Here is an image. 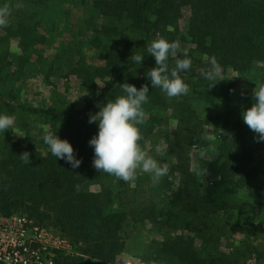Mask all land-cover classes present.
<instances>
[{
	"label": "trees",
	"instance_id": "1",
	"mask_svg": "<svg viewBox=\"0 0 264 264\" xmlns=\"http://www.w3.org/2000/svg\"><path fill=\"white\" fill-rule=\"evenodd\" d=\"M5 3L13 6L15 20L4 31L16 39L19 53L8 76L0 62V114L19 122L16 130L0 134V214L25 213L58 230L71 251L55 249L53 264H117L133 229L145 220L174 232L139 239L133 252L137 264L252 263L246 259L263 264L264 248L250 240L264 229V141L257 142L242 113L254 103L247 105L255 86L264 83V0H0V6ZM72 3L80 8V24L69 43L78 34L81 47L60 43L47 52L52 14L60 17ZM157 36L178 43V58L184 53L191 58V68L180 73L191 89L187 95L169 98L152 88L147 74L155 58L146 49ZM86 50L99 61H86ZM135 54L144 55L140 65L131 58ZM212 58L219 75L210 87L203 73L213 68ZM33 62L45 79L48 71L73 73L85 89L81 105L20 100L15 91ZM168 62L174 66L171 56ZM236 80L244 84V99L236 93ZM123 83L149 87L139 143L159 163L166 151L159 155L145 141L166 117L183 130L186 146L201 144L203 156L183 167L177 179L168 173L154 186L150 174L138 171L137 179L126 183L93 167L88 141L98 133V122L89 123V115L126 95ZM48 131L72 145L81 160L78 168L51 154L43 141ZM24 151L29 164L19 158ZM144 181L146 196L140 200L138 185ZM208 221L231 227L214 232ZM228 230L244 235L230 252L217 251L215 244L231 235Z\"/></svg>",
	"mask_w": 264,
	"mask_h": 264
},
{
	"label": "clouds",
	"instance_id": "2",
	"mask_svg": "<svg viewBox=\"0 0 264 264\" xmlns=\"http://www.w3.org/2000/svg\"><path fill=\"white\" fill-rule=\"evenodd\" d=\"M12 13V5L5 3L0 6V28L9 26ZM178 47L177 42H169L157 36L146 49L147 54L155 58V67L147 74L151 86L160 88L169 98L187 95L191 90L180 73L191 68L192 60L187 53L183 54V58H178ZM170 56L174 58V66L171 67L168 62ZM143 57L142 54L131 56L139 65ZM212 64L213 68L203 73L205 79L212 81L210 87L217 82L216 77L219 75L215 58H212ZM121 87L126 95L108 100L99 106L98 112L89 115V123L98 122V133L88 141L94 149L92 165L99 173H107L126 183L134 182L138 171L150 174L151 182L156 186L161 178L168 175L170 169L144 151L139 143L143 139L139 126L146 122L143 105L148 102L149 87L144 84L137 89L129 83H123ZM252 95L254 103L242 113V118L256 134L257 142H261L264 141V83L256 85ZM14 125L13 115L0 114V134L8 129L13 131ZM43 141L56 159L65 160L73 169L80 166L81 160L76 158L72 145L66 139L59 138L56 132H46ZM161 144L164 145L165 142L161 141ZM165 151L166 146L157 149L159 155H163ZM29 156L30 153L24 151L19 158L29 164Z\"/></svg>",
	"mask_w": 264,
	"mask_h": 264
},
{
	"label": "rangeland",
	"instance_id": "3",
	"mask_svg": "<svg viewBox=\"0 0 264 264\" xmlns=\"http://www.w3.org/2000/svg\"><path fill=\"white\" fill-rule=\"evenodd\" d=\"M79 14L80 8H78L76 3L69 4L64 14H62L60 17L52 14L54 16L55 23L53 26V31H51L52 36L50 37V42H47L48 45L45 46L47 52L52 50V46L60 43H68V45L73 44L75 48L81 47V40L78 38V34H76V38H74L75 41L73 43H69V37L77 30V24H80L78 20ZM14 20V17L11 16L10 21L14 23ZM183 21L184 18L182 20L180 19L179 25H182ZM57 28L62 29L58 30ZM16 44V39L13 37H9L7 35V32L4 31V28H0V62L3 63L4 70H6L7 76V72L9 71V69L14 70L17 65V55L19 53V49ZM85 52L86 61H99V57L94 54L93 50H86ZM34 58V56H31L30 60L33 61ZM42 74L43 73L40 71V68L35 65L34 62L28 67V69H25L24 81L22 82V85L18 86V91H15V94L17 93L20 100H24L30 104H49L50 102L57 101V99H63L64 101H66L64 105H81V98H83V92L85 89H80L77 79L73 73L64 71V73L62 74V71H56L54 74H52L51 71H48V77L46 79L44 78V76H42ZM230 77L232 79H235V77H233L232 75ZM15 84H17V82ZM236 87V93H240L239 99L246 98L247 94H244L242 92V90H245L244 84L240 80L237 81ZM248 100L249 103L247 105L250 106V104H252L251 102H254V98L251 97ZM16 122L19 121H15L13 130H16L17 128ZM176 125L177 124L175 119L166 117V119H164L162 123H157V125L154 126V128L152 129V133L149 135L150 140L148 141V139H146L145 141L146 146L153 145L156 148H164L166 146V155H163L165 159L162 160L161 164H166L169 167L170 178H172L173 175L174 179H177L183 167L189 169L188 167L194 166L196 164L195 162L199 160V157H202L204 154L200 151L201 144L198 145V141H194L188 146L185 145V137L182 135L184 132L182 129L179 130ZM174 128H176L177 135L174 132ZM7 132H12V130L8 129L6 133ZM161 141H164L165 144L162 145ZM262 152L263 151H259L258 155L261 156ZM138 186H141L143 188L141 192H138V199H140L141 196H146V190L144 189L147 187L146 181H144L142 184L140 183V185ZM91 187L95 188L96 186L93 185ZM0 216L3 215L0 214ZM260 216L262 224V222L264 223V219L262 220L263 216ZM256 220L257 219L253 218V224L256 223ZM208 223L214 232L217 227L219 228V230L223 231L231 227L230 225L227 226V224L219 225L218 221H208ZM136 226L137 227H135L132 231L133 237L130 238L128 249L122 251V253L118 254V256L116 257V262L118 264H137V259L133 252H135L136 250L135 247L139 246L137 241L142 237L160 238L166 234H171L174 232V230H170V232L168 233V230L165 231L164 227L161 229H156L152 227L151 223L148 220H145L144 223L142 221L141 224H138ZM46 227L50 228L53 232L61 235L58 230L52 228L51 226ZM229 233L231 235L227 238L225 237L226 235L219 237V241L215 244L217 251L230 252V250L235 245V241L244 235L237 230H228V234ZM155 234L158 235L155 236ZM250 241L256 247L264 248V229L261 231L260 236ZM195 242L196 245H198L197 243L199 242V239L197 238ZM216 261H218V259H216ZM245 262H252L251 264H255V262L250 259H246ZM214 264L217 263L215 262Z\"/></svg>",
	"mask_w": 264,
	"mask_h": 264
},
{
	"label": "built area",
	"instance_id": "4",
	"mask_svg": "<svg viewBox=\"0 0 264 264\" xmlns=\"http://www.w3.org/2000/svg\"><path fill=\"white\" fill-rule=\"evenodd\" d=\"M69 241L25 213L0 216V264H53L54 250Z\"/></svg>",
	"mask_w": 264,
	"mask_h": 264
},
{
	"label": "crops",
	"instance_id": "5",
	"mask_svg": "<svg viewBox=\"0 0 264 264\" xmlns=\"http://www.w3.org/2000/svg\"><path fill=\"white\" fill-rule=\"evenodd\" d=\"M156 235H158V234H155V236H156ZM117 256H118V255H117ZM117 256H116V257H117ZM115 262H116V258H115ZM116 263H117V262H116ZM117 264H118V263H117Z\"/></svg>",
	"mask_w": 264,
	"mask_h": 264
}]
</instances>
